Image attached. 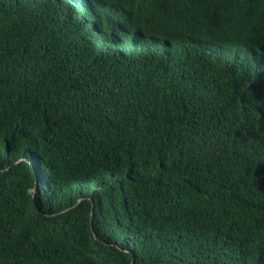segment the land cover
I'll use <instances>...</instances> for the list:
<instances>
[{
    "label": "trees",
    "instance_id": "obj_1",
    "mask_svg": "<svg viewBox=\"0 0 264 264\" xmlns=\"http://www.w3.org/2000/svg\"><path fill=\"white\" fill-rule=\"evenodd\" d=\"M0 264H264V0H0Z\"/></svg>",
    "mask_w": 264,
    "mask_h": 264
}]
</instances>
